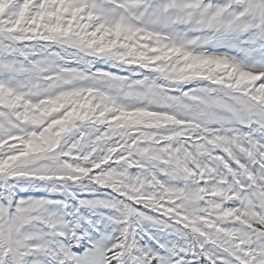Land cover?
Segmentation results:
<instances>
[{
	"label": "snow or ice",
	"instance_id": "snow-or-ice-1",
	"mask_svg": "<svg viewBox=\"0 0 264 264\" xmlns=\"http://www.w3.org/2000/svg\"><path fill=\"white\" fill-rule=\"evenodd\" d=\"M0 264H264V0H0Z\"/></svg>",
	"mask_w": 264,
	"mask_h": 264
}]
</instances>
